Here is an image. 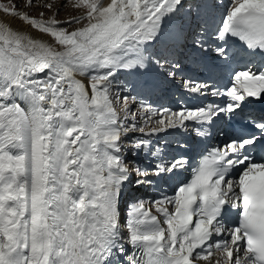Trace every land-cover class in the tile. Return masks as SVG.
<instances>
[{
    "label": "snow or ice",
    "instance_id": "snow-or-ice-1",
    "mask_svg": "<svg viewBox=\"0 0 264 264\" xmlns=\"http://www.w3.org/2000/svg\"><path fill=\"white\" fill-rule=\"evenodd\" d=\"M71 2L82 11L63 21L65 5L25 0L45 18L0 3L27 25L0 21V264H264V110L248 111L264 104V65L218 85L183 64L186 48L229 61L233 37L264 57V0H232L214 33L213 0ZM178 73L187 94L222 102L153 106L158 79ZM221 119L239 127L190 165L185 134L207 138ZM132 186L153 196L121 224Z\"/></svg>",
    "mask_w": 264,
    "mask_h": 264
},
{
    "label": "bare ground",
    "instance_id": "bare-ground-1",
    "mask_svg": "<svg viewBox=\"0 0 264 264\" xmlns=\"http://www.w3.org/2000/svg\"><path fill=\"white\" fill-rule=\"evenodd\" d=\"M213 1H215L218 4H222V7L219 8V9L212 8V9L209 10L208 20L212 21L211 23L208 22V24H210L209 26H211L210 28H208L210 33H214V30L212 28V24L213 25L216 24L218 22V20H219V22H221L222 16L224 14V7H223L224 4L222 2H220V1H223V0H213ZM22 2H23V5H22L23 8L22 9L20 8L21 11H28L29 12L30 10H32V8L29 9V8H26L24 6L25 0H22ZM36 3H41V0H36ZM33 8H35V7H33ZM51 15H52V13H51ZM215 15H216V19L214 20V16ZM0 21L10 22L13 27L27 29V25H25L21 20H19L18 18H14V17L8 16V15L4 14L3 12H0ZM28 30H30V29H28ZM30 31H32V34L34 36H40L41 35L40 33L35 32L34 30H30ZM211 38L215 39L214 34L212 35ZM44 39H48V37L46 35H44ZM230 46H231L232 58L229 61H227V62H224L222 60L214 59L215 54L212 53L211 51H208L209 53H211L210 54L211 58H209V57H207L208 55H203L201 52L200 53L194 52L191 48L183 49V51L185 53L183 61L184 60H188V62L191 63V66L185 68V72L187 74L185 77L187 78V76H195L196 75V72H195V67L196 66H201V68L203 69V73L205 75H207V70L205 68V65H208L211 68V70H212V75H213V78L216 81V83L218 85H223L225 83H229L230 82L231 73H232V71L234 69L235 70H242L245 67H252L255 70L256 66L260 65V61L256 60L253 57H243L238 62L237 59L239 57H241V52H239L233 46V44L231 42H230ZM253 59L255 61L254 65H252V60ZM236 62H238V63H236ZM150 72H151L152 75H157L159 73V70L156 69L155 67H153L150 70ZM178 75H179V77H177V78H181V74H178ZM78 78L84 79L85 83H87V80L85 78H83V77H78ZM179 80L180 79H177V81H175V82H167V81L163 80L164 82H166V84L169 85V89L171 91L175 92V94H177L176 100L170 103V105H169V106H171L170 108L179 107L181 104L191 107V106L198 105V104H201V103H205L206 104V103H209V102H212V103H221L222 102V98H218V97H207V98L199 97V100L197 102L190 101L191 96L192 97H198V96H196L195 94H193V95L187 94L180 87ZM158 83L160 84V87H162L161 78L158 79ZM162 90H167V88L163 87ZM171 96L172 95L167 93V92L164 95V97L166 99L170 98ZM212 126H211V128L208 129L210 134H211V132L213 130ZM215 131L223 133V126L222 125H217ZM169 140H170V142L173 141L172 138H169ZM181 142L188 144V155L189 156H190V153H192L194 151V149H192L194 142L196 143L195 147L201 146L200 150L202 148L207 147L208 145H215L216 144V142L214 140H209L208 137L207 138H203V137L195 136L194 132H189V133L185 134V138L182 139ZM189 160H190V158H189ZM178 173H179V171L175 175H173V176H171L169 178V180L173 179V182H172V184H170V186H163V185H166V184L164 182H161L160 191H166L169 195L173 194V190H174L175 187H172V185H173L174 182L177 183V179L175 178V176L178 175ZM183 178H184L183 175L178 176V179L183 180ZM145 193H148V195H144ZM151 196H153L152 189H150V188H141V189L137 190L134 186H132V187L126 189L124 194H123V196H122L121 209L123 208V206L125 204V203L123 204V202L127 198L130 199V202H131V200L133 198L142 197V198L148 199ZM127 201H129V200H127ZM124 220H125V223H126L127 215L125 216Z\"/></svg>",
    "mask_w": 264,
    "mask_h": 264
},
{
    "label": "rangeland",
    "instance_id": "rangeland-1",
    "mask_svg": "<svg viewBox=\"0 0 264 264\" xmlns=\"http://www.w3.org/2000/svg\"><path fill=\"white\" fill-rule=\"evenodd\" d=\"M12 2L15 3V4H18L19 5V8H21V9L23 8V6H22L23 5L22 0H12ZM47 2L54 3V7L55 6H60V5H65V0H47ZM213 2H215V1H213ZM220 2H222L224 4V6L230 7L231 6V3H228L227 5H225V4L227 2H232V0H223V1H220ZM0 3L7 4L8 3V0H0ZM41 11H43L45 13V18H48L51 15V12L47 11L46 9L36 8V7L35 8H32V10H30L29 13L31 15H33V16H37L38 13H40ZM80 11H82V10H78V9L74 8L72 6L71 0H69L67 2V4L63 7V9L59 12V14L56 16V19L61 20V21L67 20L71 16H77V15H79L80 14ZM72 27H76V25H72ZM208 27H210V26L208 25ZM189 43H191V41H189ZM187 49H189V48H187ZM184 64H185V66H188V64H186V63H184ZM83 78H85V77H83ZM120 79H121L122 82H135L138 78L136 76H121ZM130 88H131V83H129V89ZM133 95H135V93H133ZM141 98H143V97H141ZM156 98H158V96L157 97L155 96L154 97V100ZM149 102L150 103H153L155 106H157V103L151 102L150 100H149ZM127 200H129V201H127ZM129 202H130V199H128V198L123 202V204L124 203L125 204H124L123 208L121 209V221H124L125 222L124 218L127 215V206H128V203Z\"/></svg>",
    "mask_w": 264,
    "mask_h": 264
}]
</instances>
